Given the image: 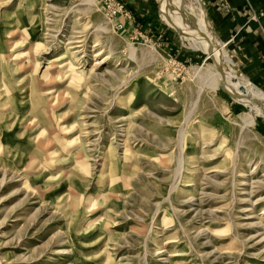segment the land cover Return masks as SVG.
<instances>
[{"label": "rangeland", "instance_id": "rangeland-1", "mask_svg": "<svg viewBox=\"0 0 264 264\" xmlns=\"http://www.w3.org/2000/svg\"><path fill=\"white\" fill-rule=\"evenodd\" d=\"M115 1L0 0V264H264V119Z\"/></svg>", "mask_w": 264, "mask_h": 264}, {"label": "bare ground", "instance_id": "bare-ground-1", "mask_svg": "<svg viewBox=\"0 0 264 264\" xmlns=\"http://www.w3.org/2000/svg\"><path fill=\"white\" fill-rule=\"evenodd\" d=\"M157 1L159 3L160 16L164 23H166L168 26H170V24L173 25V23L170 21V18H172L175 26L188 36L183 38L189 40L191 48L204 51L203 53L209 55V57L213 60L216 71L209 72L206 70V73L201 74L204 88L215 90V88L220 84V88L223 92L225 91L231 94L236 102L244 105L248 109L254 110V114L252 115L264 119V94L246 81H244L246 83H243V85L239 84L234 73L230 71L225 72L222 61L227 63H230V61L226 57L225 51L222 50L224 48L220 49L219 51L213 50L204 39L211 38L212 32H209V25L202 11L203 8L201 6V0H189L190 4L188 6L185 5L184 0ZM192 5L193 9L191 8ZM213 40L215 44H217L214 37ZM99 64V61L95 62V65ZM212 67L213 65L211 68ZM198 93V96H200L202 89ZM120 105L125 106L123 100ZM243 120V125L247 126V128L252 127L254 124L251 115H246L243 117ZM241 129H243V127ZM178 161L181 163V158H179Z\"/></svg>", "mask_w": 264, "mask_h": 264}, {"label": "crops", "instance_id": "crops-1", "mask_svg": "<svg viewBox=\"0 0 264 264\" xmlns=\"http://www.w3.org/2000/svg\"><path fill=\"white\" fill-rule=\"evenodd\" d=\"M205 4L219 39L216 41L227 43L239 69L243 70L242 74L264 85V13L257 18L259 12H264V0H205ZM132 14L139 20L143 15L135 9ZM167 46V49L178 51L175 40L168 42Z\"/></svg>", "mask_w": 264, "mask_h": 264}, {"label": "water", "instance_id": "water-1", "mask_svg": "<svg viewBox=\"0 0 264 264\" xmlns=\"http://www.w3.org/2000/svg\"><path fill=\"white\" fill-rule=\"evenodd\" d=\"M157 4H158V7H159V3H158V1H157ZM158 12L160 13V8L158 9ZM170 27L174 30V32L175 33H177L178 35H180V36H182V37H188L187 35H185V33L182 31V30H180L179 28H177V27H175V26H173V25H171L170 24ZM205 40H206V42L212 47V49L213 50H217V51H219L220 49H222V48H225L226 47V45H227V43L226 44H222V43H220V44H215V42H214V40L213 39H211V38H204ZM208 58H209V55H208ZM225 92V91H224ZM226 94H229V93H227V92H225ZM231 97H232V95L231 94H229ZM233 98V97H232ZM249 110V112L251 113V114H254V110H252V109H248Z\"/></svg>", "mask_w": 264, "mask_h": 264}, {"label": "built area", "instance_id": "built-area-1", "mask_svg": "<svg viewBox=\"0 0 264 264\" xmlns=\"http://www.w3.org/2000/svg\"><path fill=\"white\" fill-rule=\"evenodd\" d=\"M106 3H107V9H109L110 13L112 14L119 13L120 16H123V15L126 16L123 6L119 4L118 2H116L115 0H106ZM225 8L227 9V6L224 4V9ZM260 16H263V14H260Z\"/></svg>", "mask_w": 264, "mask_h": 264}]
</instances>
